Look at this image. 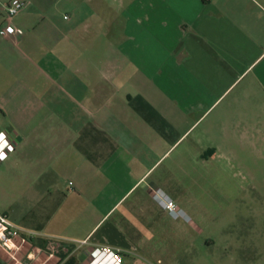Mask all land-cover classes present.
Segmentation results:
<instances>
[{"label":"crops","instance_id":"obj_1","mask_svg":"<svg viewBox=\"0 0 264 264\" xmlns=\"http://www.w3.org/2000/svg\"><path fill=\"white\" fill-rule=\"evenodd\" d=\"M23 1L0 37V214L40 247L188 241L150 192L192 218L197 165L260 133L264 0Z\"/></svg>","mask_w":264,"mask_h":264},{"label":"rangeland","instance_id":"obj_2","mask_svg":"<svg viewBox=\"0 0 264 264\" xmlns=\"http://www.w3.org/2000/svg\"><path fill=\"white\" fill-rule=\"evenodd\" d=\"M248 137L229 140L221 160L197 165L190 185L195 234L149 241L155 251H134L122 264H264V125Z\"/></svg>","mask_w":264,"mask_h":264},{"label":"built area","instance_id":"obj_3","mask_svg":"<svg viewBox=\"0 0 264 264\" xmlns=\"http://www.w3.org/2000/svg\"><path fill=\"white\" fill-rule=\"evenodd\" d=\"M25 5L23 0H10L4 5L5 22L0 27V37L23 35L24 31L13 25L12 20L25 8ZM0 134L3 136V140H0V153L4 157L0 159L2 163L15 147L8 133L0 131ZM150 195L154 201L157 195H160L162 203H166L169 197L161 190H152ZM171 200L174 202L172 198ZM174 204L176 205L175 202ZM159 205L164 210L162 204ZM176 210L178 215L174 220L182 219L187 224H191L190 217L179 215L185 212L177 205ZM38 236L39 234L35 232L18 228L6 215L0 214V250L4 255L3 264H49L53 260L55 261L53 264H66L71 258L75 259V264H122L123 262L120 250L107 244H94L89 238L76 241L47 237L44 247H40L32 243V240Z\"/></svg>","mask_w":264,"mask_h":264},{"label":"clouds","instance_id":"obj_4","mask_svg":"<svg viewBox=\"0 0 264 264\" xmlns=\"http://www.w3.org/2000/svg\"><path fill=\"white\" fill-rule=\"evenodd\" d=\"M0 135H2V134H0ZM0 157H2L0 159H3L4 158L3 155H2V153H0ZM156 203L162 204V207L169 214V216L171 218L175 219L177 217L178 213H177V210H176V205L171 200V197L170 196L167 198V202L166 203H162L160 195H157V197H156ZM179 215H186V214H184L183 212H181V213H179Z\"/></svg>","mask_w":264,"mask_h":264},{"label":"trees","instance_id":"obj_5","mask_svg":"<svg viewBox=\"0 0 264 264\" xmlns=\"http://www.w3.org/2000/svg\"><path fill=\"white\" fill-rule=\"evenodd\" d=\"M66 264H75V259L74 258L69 259V261Z\"/></svg>","mask_w":264,"mask_h":264},{"label":"snow or ice","instance_id":"obj_6","mask_svg":"<svg viewBox=\"0 0 264 264\" xmlns=\"http://www.w3.org/2000/svg\"><path fill=\"white\" fill-rule=\"evenodd\" d=\"M0 140H3V136L2 135H0ZM0 158H2V157H0Z\"/></svg>","mask_w":264,"mask_h":264}]
</instances>
